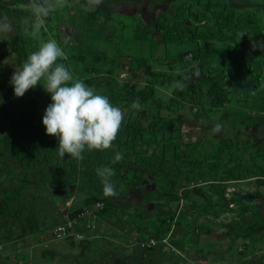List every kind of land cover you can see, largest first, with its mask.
Wrapping results in <instances>:
<instances>
[{
  "label": "rangeland",
  "instance_id": "1",
  "mask_svg": "<svg viewBox=\"0 0 264 264\" xmlns=\"http://www.w3.org/2000/svg\"><path fill=\"white\" fill-rule=\"evenodd\" d=\"M126 1L104 0L93 17L92 7L52 2L36 35L24 23L30 0L18 6L24 57L56 39L61 62L124 121L112 147L61 157L42 124L51 99L27 91L11 102L12 120L0 121V264H264V49L253 47L264 41V0H139L132 14ZM11 36H0L9 83L23 66ZM194 68L200 75L175 89ZM102 166L115 169V197L102 190ZM105 197L117 208L101 216ZM76 211L68 237L53 236Z\"/></svg>",
  "mask_w": 264,
  "mask_h": 264
},
{
  "label": "clouds",
  "instance_id": "2",
  "mask_svg": "<svg viewBox=\"0 0 264 264\" xmlns=\"http://www.w3.org/2000/svg\"><path fill=\"white\" fill-rule=\"evenodd\" d=\"M103 3L104 0H92L93 7ZM55 6L52 0H30L28 7L31 15L24 17L30 34L41 32L45 19ZM14 30L13 20L7 15H0V36H11ZM257 45L264 49V41H255L253 47ZM65 56L63 47L56 39L43 41L37 50L28 55L22 68L13 73L11 84L17 97L23 96L28 89L38 84L43 87L51 98L42 116L46 133L54 135L59 141L58 152L61 157L67 153L72 158L82 160L86 150L112 147L124 121V110L114 105L107 95L96 92L84 80L75 78L71 67L61 62ZM199 75L198 68L192 69L189 75L174 81V88L184 90L188 82ZM0 103H3L2 99ZM132 107L141 108L142 105L134 101ZM222 130L223 123L220 121L211 128L213 134H219ZM123 159V152L114 153V161ZM96 172L104 194L117 196L113 179L115 169L102 166Z\"/></svg>",
  "mask_w": 264,
  "mask_h": 264
},
{
  "label": "trees",
  "instance_id": "3",
  "mask_svg": "<svg viewBox=\"0 0 264 264\" xmlns=\"http://www.w3.org/2000/svg\"><path fill=\"white\" fill-rule=\"evenodd\" d=\"M55 1H58V0H52V2H55ZM71 1L81 5L82 7H92L93 11L89 12V13H91L90 14L91 17L96 16V13L100 12V10H101L99 8V6H95V7L92 6V0H71ZM27 2H28V0H0V15L9 16L13 20V23H14V29L15 30H14L13 35L9 38L7 45L11 48V50L14 53H16L17 62L19 65H23L26 58L23 55V47L21 45V42H22L21 37L23 35V28H22V25L20 23V19L22 17V13L18 9V6L23 5ZM126 4H127V6H132V7L135 6L132 3L131 4L126 3ZM126 4H123L122 2L117 3L118 7H120V6L124 7ZM82 40L85 41V40H87V38L85 39V37H84V38H82ZM192 63H193V61L188 62V64H192ZM0 75H1V73H0ZM184 77L180 76L177 79L184 78ZM86 83H89V82H86ZM188 84H189V82H188ZM27 91L28 92H37V93H40V94L46 96L48 99H51L50 95L39 84L37 85V87L32 88V89H28ZM19 98L20 97H17L14 94L12 84L9 82L2 81L0 79V99L3 100V103H0V121L1 122H3V121L9 122L12 120L13 111H8L7 109L10 106L12 101L19 100ZM43 179L46 180L45 175L43 176ZM28 184H29V182L26 179H23L21 187L23 188L25 185H28ZM196 193L200 194L199 191H196ZM11 199H12V197H8L7 199L1 198V201L6 205L4 207V210H7L8 213H9L8 201ZM179 199H180V197H178V196H167V202L172 201V200H179ZM94 201L98 202L97 199H93V202ZM100 201L104 202L105 205L99 211L98 215L104 216V215L115 213L117 205L112 201L111 198L105 197L104 199H102ZM88 203L89 202H86V204H88ZM127 207H129V206L127 205ZM161 207L162 206L160 205L159 206L160 212L162 214H165V212H162ZM78 212L76 211V212L70 214V218L76 217ZM169 219H171V218L169 217Z\"/></svg>",
  "mask_w": 264,
  "mask_h": 264
},
{
  "label": "built area",
  "instance_id": "4",
  "mask_svg": "<svg viewBox=\"0 0 264 264\" xmlns=\"http://www.w3.org/2000/svg\"><path fill=\"white\" fill-rule=\"evenodd\" d=\"M95 205H96L95 207L97 209H100L103 206V204H100L99 202H97ZM232 206H233V204L229 203V207H232ZM86 212H89V211H86ZM81 215L82 214H78L76 217L71 218V220H68L67 222H65V224H63L62 227L56 228L59 233L57 234V231L54 230L52 232L53 236H55L57 238H61V237L66 238V237H68L67 236V231L69 230V228L70 229L72 228L73 224H75L77 222V220H78L77 218H79ZM167 222L168 223H172V220L168 219ZM172 228H173V226L171 227V229ZM76 237H78V236L76 235ZM79 237H81V236H79ZM163 242L165 243V240H163ZM144 245L146 246V248L154 247L155 246V240H150L149 243L144 244Z\"/></svg>",
  "mask_w": 264,
  "mask_h": 264
},
{
  "label": "crops",
  "instance_id": "5",
  "mask_svg": "<svg viewBox=\"0 0 264 264\" xmlns=\"http://www.w3.org/2000/svg\"><path fill=\"white\" fill-rule=\"evenodd\" d=\"M131 1H134L135 4H134V3H133V4H134L135 6H133V7H132V6H128V7H129L128 12L131 13V10H133V11H134V10H135V11L138 10L139 13L143 11V10L140 8V4H141V2H139V0H138V3H137V0H128V2L126 1V3L129 4ZM143 1H144V0H143ZM145 1H146V0H145ZM124 2H125V1H124ZM119 8H120V7H119ZM130 13H128V14H130ZM131 14H132V13H131Z\"/></svg>",
  "mask_w": 264,
  "mask_h": 264
},
{
  "label": "water",
  "instance_id": "6",
  "mask_svg": "<svg viewBox=\"0 0 264 264\" xmlns=\"http://www.w3.org/2000/svg\"><path fill=\"white\" fill-rule=\"evenodd\" d=\"M256 198L259 200V213L264 221V198L260 195H257Z\"/></svg>",
  "mask_w": 264,
  "mask_h": 264
}]
</instances>
